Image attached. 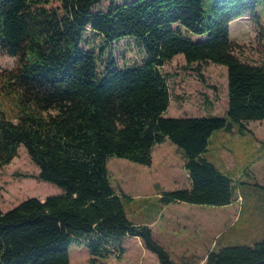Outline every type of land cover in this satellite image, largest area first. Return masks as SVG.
Here are the masks:
<instances>
[{
  "label": "trees",
  "instance_id": "trees-1",
  "mask_svg": "<svg viewBox=\"0 0 264 264\" xmlns=\"http://www.w3.org/2000/svg\"><path fill=\"white\" fill-rule=\"evenodd\" d=\"M102 1L0 0V52L17 59L0 71V170L24 146L37 178L63 190L0 211V264H70L74 242L121 256L122 235L137 236L160 264H184L149 224L130 220L131 197L112 185L108 168L111 156L150 165L167 139L182 149L192 185L163 191L164 203L235 200L240 181L206 152L215 130L243 135L246 122L264 120V63L241 59L229 28L244 15L262 27L258 0H111L97 10ZM88 30L99 52L83 46ZM126 37L144 52L142 63L120 67L112 54L103 62ZM179 54L200 76L203 63L227 67L223 116H165L171 91L162 67ZM194 264H264V238L221 246Z\"/></svg>",
  "mask_w": 264,
  "mask_h": 264
},
{
  "label": "rangeland",
  "instance_id": "rangeland-1",
  "mask_svg": "<svg viewBox=\"0 0 264 264\" xmlns=\"http://www.w3.org/2000/svg\"><path fill=\"white\" fill-rule=\"evenodd\" d=\"M113 1L120 4L130 0ZM110 2L103 0L96 9L106 10ZM255 12L261 18L262 27L251 15H244L232 20L230 38L240 44L236 53L241 59L262 64L264 0H258ZM99 42V37L88 30L83 46L99 52ZM109 54L120 67L141 64L144 56L135 41L128 37L110 44L102 57L103 62ZM16 61L15 57L0 52V71L14 67ZM196 65L188 66L179 54L162 67L168 73L171 91L165 116L225 114L227 67L203 63L200 76L193 69ZM246 127L248 130L243 135L236 129L232 132L218 129L210 137L207 158L240 181L235 201L227 207L191 209L179 204L166 207L159 193L186 186L189 181L183 167V151L169 139L156 145L153 165L118 156L109 157L112 185L134 197L125 203L128 217L133 222L155 220L153 236L175 260L201 259L210 250L221 246L244 245L264 238V120L246 122ZM38 174V166L26 148L20 146L18 155L0 170V211L5 212L28 197L43 199L63 191L56 184L38 179ZM118 243L124 247L122 256H117V249L109 256L96 255L86 243L74 242L69 249L70 264H160L156 255L147 250L137 236L122 235Z\"/></svg>",
  "mask_w": 264,
  "mask_h": 264
},
{
  "label": "crops",
  "instance_id": "crops-1",
  "mask_svg": "<svg viewBox=\"0 0 264 264\" xmlns=\"http://www.w3.org/2000/svg\"><path fill=\"white\" fill-rule=\"evenodd\" d=\"M237 19V18H236ZM232 22V21H231ZM231 22H230V24H229V28H230V35H231ZM192 37L193 38H199V36H197V35H192ZM164 142H166V140L164 141ZM163 142V143H164ZM156 147L157 146H154V148H153V150H152V163L150 164V165H153L154 164V161H155V149H156ZM209 148H210V146H209ZM161 151V150H160ZM163 153V152H162ZM206 154L208 155V151L206 152ZM163 156H164V154H163ZM161 157H162V154H161ZM165 157V156H164ZM183 167L185 168V158H184V163H183ZM219 167L223 170V171H225L226 172V170L225 169H223L220 165H219ZM165 169H167L166 167H165ZM167 170H171V169H167ZM185 173H186V175H187V177H188V179H189V181H188V184L186 185V186H183V187H188V188H190L191 187V185H192V181H191V178L189 177V173H188V171H187V169L185 168ZM182 186L180 187V186H178V188H183ZM117 189V188H116ZM177 189V188H176ZM169 190V189H168ZM173 190V189H172ZM117 191L119 192V191H123L124 192V190H122V189H120L119 188V190L117 189ZM162 193V192H161ZM161 193H159L160 195H161ZM127 194V193H126ZM128 196H130V195H128ZM131 198L129 199V200H133L134 199V197H132V196H130ZM236 198V197H235ZM235 201V200H234ZM234 201L231 203V204H233L234 203ZM175 204H179V205H184V206H186V207H188V208H191V209H195V208H205V209H208V207H218V208H221V207H227V206H230L231 204H228V205H224V206H212V205H207V204H193V203H189V202H186V201H172V202H170V203H165V205H166V207H168V206H170V205H175ZM155 221V220H154ZM154 221H152V222H148V223H146V222H136V223H144V224H149V226H151V228H152V225H153V222ZM152 230H153V228H152ZM153 233H154V230H153ZM154 235V234H153ZM160 243V242H159ZM161 245H163V244H161ZM165 247V246H164ZM166 248V247H165ZM148 250V249H147ZM166 250L169 252V250L166 248ZM150 251V250H149ZM211 251V250H210ZM209 251V252H210ZM208 252V253H209ZM170 253V252H169ZM208 253H207V255H208ZM123 254V253H122ZM122 254H121V256H122ZM155 254V253H154ZM156 255V254H155ZM207 255L206 256H203L201 259H198V258H196V257H194V259H186V258H183L182 260H175L173 257H172V255H171V253H170V256H171V258L175 261V262H177V263H184V264H194V263H197V262H199V263H203V262H205V260H206V258H207ZM156 257H157V255H156ZM158 258V257H157ZM160 263V262H159Z\"/></svg>",
  "mask_w": 264,
  "mask_h": 264
}]
</instances>
